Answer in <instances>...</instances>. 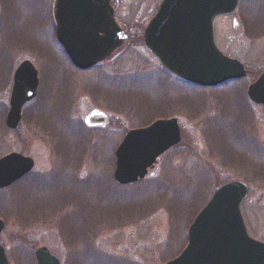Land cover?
<instances>
[{
    "label": "rangeland",
    "instance_id": "obj_1",
    "mask_svg": "<svg viewBox=\"0 0 264 264\" xmlns=\"http://www.w3.org/2000/svg\"><path fill=\"white\" fill-rule=\"evenodd\" d=\"M54 1L0 0V126L16 66L28 59L39 77V97L25 106L17 130L0 133V157L16 152L34 162L32 177L0 194L5 225L0 244L9 264H35L34 251L40 247L61 264H166L185 247L188 227L199 210L231 181L248 185L241 215L249 237L264 243V182L257 178L264 172L253 161L255 153L264 155V114L246 96L248 85L264 72V0H239L236 11L214 20L216 47L241 63L247 76L216 87L212 95L173 77L143 46V30L161 0H112L114 18L127 41L108 61L86 72L71 67L56 41ZM45 99L57 109L50 121L53 134L40 110L38 114ZM159 113L164 118L154 119ZM93 115L104 122L90 123ZM215 115L226 126L241 117L238 130L223 131L221 147L207 139L212 131L207 117ZM170 118L178 121L180 142L159 157L143 180L117 185L112 177L114 152L125 134ZM65 127L69 134L61 133ZM59 132L67 150L58 146ZM81 134L90 140L82 153ZM57 171L72 183L64 190L80 198L75 208H87V217L72 216L79 230L74 226L71 233L55 228L61 221L57 216L53 220L46 215L45 224L37 225L40 208L23 213L18 207L28 201L39 205L38 198L52 211L50 202L56 199L25 181L38 179L47 186Z\"/></svg>",
    "mask_w": 264,
    "mask_h": 264
},
{
    "label": "water",
    "instance_id": "obj_2",
    "mask_svg": "<svg viewBox=\"0 0 264 264\" xmlns=\"http://www.w3.org/2000/svg\"><path fill=\"white\" fill-rule=\"evenodd\" d=\"M111 0H55V37L70 64L79 72L91 70L120 48L127 36L114 19ZM238 0H162L143 31L144 47L168 72L200 88H215L245 78L244 67L225 57L214 44L213 21L236 9ZM38 72L23 60L12 74L4 125L17 129L22 109L38 93ZM246 96L264 111V73L251 83ZM103 118L94 116L93 123ZM180 142L177 119H159L129 130L114 152L113 180L127 186L142 180L157 159ZM33 160L12 152L0 157V190L32 171ZM248 192L231 181L212 194L187 231L182 252L166 264H264V244L251 239L240 213ZM4 223L0 219V234ZM35 264H60L48 249L34 251ZM0 264H9L0 245Z\"/></svg>",
    "mask_w": 264,
    "mask_h": 264
},
{
    "label": "trees",
    "instance_id": "obj_3",
    "mask_svg": "<svg viewBox=\"0 0 264 264\" xmlns=\"http://www.w3.org/2000/svg\"><path fill=\"white\" fill-rule=\"evenodd\" d=\"M97 67H99V66H97ZM228 84L229 83H225L222 86L223 87H226ZM186 85L189 88L193 89V90H197L198 93H210L212 95V92H214V89H201V88H197V87L192 86V85H188V84H186ZM53 95H55V94H53ZM38 97H39V94H38ZM38 97H37V99H38ZM49 100H46L45 99V101L44 100L41 101L42 102L41 103L42 106H40V108L38 109V114H39V110H40V114H41L40 117H42L44 119H47L45 121L47 123H45L44 125L47 127L48 132L53 134V133H56V130L55 131L53 130V124L50 121L52 120L51 117L54 115L53 114V110L56 111L57 109H53V108L51 109V106L52 105H49ZM213 101H215L216 103H214ZM211 102L216 107H219L220 106L219 105L220 102L218 100H214L212 98V101ZM43 105H45V106H43ZM221 105L223 106V104H221ZM199 106L200 105H198V104L197 105H192V109L197 110V108ZM62 115H65V113L62 112ZM164 116H165L164 114H160L159 113V115H156L154 117V119L164 118ZM215 116H214V118H212V120H210V118H208L209 116L207 117V120L208 121H207L206 125L208 127H211V130H212V131H209L207 139L208 138H211L213 140V142L216 144V146H220L221 147L222 144H220V142L222 141V138L221 137L223 136V131L226 130V128H228V130H230V131H236V129L238 130L239 129V125H240L239 124V121H240L241 117H239V116L236 117L235 116L234 120L231 121L232 124L229 123V125L226 126L225 122H223L224 119L222 117H218V116L215 117ZM24 118H25V112L23 110L22 119H24ZM215 120H217V122L215 124H213V122ZM1 124L2 125L0 126V133H3V134L8 133L9 131L5 128V126L3 125V123H1ZM67 124H69V123H67ZM142 126H145V125H142ZM68 127H69V129H71V131H73L74 128H72V125H70ZM68 130L65 127L63 130H60V131H61V133H63L64 131H67V134H69L71 131H68ZM58 134H60V132ZM82 134L79 136L80 137L79 140L81 141V144H82L80 153H82L85 148L88 149V147H89V141H90L87 137H85ZM206 135H207V133H206ZM59 136H60L61 140L58 142V146L60 148L64 149V150H67L68 148L66 146V143H65V141L62 140V139H64L63 136H62V134H60ZM62 149L61 150L58 149L59 152H56V153H61L62 152ZM260 152H261V154L262 153L264 154V150H261L260 149ZM60 155H61V157H64V155L62 153ZM80 155H82V154H80ZM263 156L264 155L260 156L259 154L255 153L254 158H253V161L255 160L254 163H256V165H257L256 168L264 172V168H263L264 167V159H263ZM244 163H245V161H244ZM60 175H61V173L59 171L54 172L53 175H52V178H50V179L47 180V183H48L47 186H45V183L43 181L42 182L44 184L41 183L40 181H37L38 179H36V180L33 179L32 181H29V182L28 181H25L26 184L29 183L31 186H34L35 184L37 186H41V187H37V189H41V191H42V193H40V194H43L44 191H47L48 192V195H51L52 197H54L56 199L55 202H50L51 203L50 204V209H52V211L49 210V208H48L49 206L47 204H43L44 203V199H38V198L37 199H34V200H36L37 202L39 201L38 202V203H40L39 205L31 204V202L28 201L26 205L19 204L18 207L20 208L21 212H23V213L26 212V210L32 209L33 207L34 208H37L36 211H38V209L40 208L39 211L35 213L36 218H37V216H39L38 219L34 220V221L37 222V225L39 223L45 224V222H46L45 216L46 215L52 216L51 218L53 220H56L54 217L57 216L58 218L61 219V221H60V223L58 225L55 226V228H59L61 226L60 227V231H62V230L65 231V232L66 231H69V233H71L72 231H75L74 230V228H75L74 226H76L75 229L79 230L78 229L79 223L74 224L76 221H75V217L72 218V216L79 215L80 218L82 219L83 215L86 216V214H87V211H86L87 208L85 206H80L79 204H78V207L75 208L76 201L79 202V203L81 202V201H79L80 198L76 197V194L75 193L72 194V196H70L71 193L70 192L67 193L64 190L65 187H69L72 183H71V181H64V178L63 177L61 179V176ZM259 175H261V176L260 177H257V178L260 181L264 182V174L263 173H259ZM30 176L32 177V175H30ZM27 178H29V176H27L24 179L27 180ZM17 184H15V185H17ZM15 185H13L12 187H10L7 190L0 191V194H2L5 191L11 190V188H13ZM85 186H84V189H85ZM64 199H66L67 202ZM56 201H58V202H56ZM71 202H74L75 205L73 206L72 204H70ZM26 208H28V209H26ZM40 217L42 219H40ZM49 222L52 223L51 220ZM82 224H83V222H82Z\"/></svg>",
    "mask_w": 264,
    "mask_h": 264
}]
</instances>
